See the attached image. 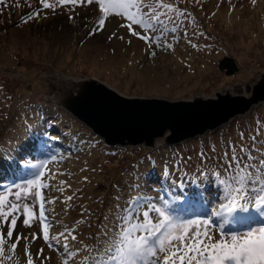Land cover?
<instances>
[{"label":"rangeland","instance_id":"obj_1","mask_svg":"<svg viewBox=\"0 0 264 264\" xmlns=\"http://www.w3.org/2000/svg\"><path fill=\"white\" fill-rule=\"evenodd\" d=\"M169 2L192 16L175 34L176 40L169 37L173 49H157L155 56L150 55L144 41L132 36L126 27H120L125 22L120 17L110 16L102 31L89 35L99 19L94 5H57L55 11L43 9L40 0H7L6 6L0 5V158L17 147V154L19 148H25L20 141L24 140L25 129L34 133L47 128L53 135L57 115L72 117L64 124L66 131L78 124L70 129L71 133H77L78 141L62 134L49 140L56 160L46 166L44 178V183L51 186L44 194L53 201L46 205L52 221L50 235L75 229L76 240L69 237L68 244L70 250L81 251L69 264H79L89 255L82 250L85 245L105 244V233L112 236L119 223L120 209L130 197L146 194L158 199L161 187L182 180L190 195L200 190L206 200H215L217 194L209 184L211 175L206 180L197 173L226 167L231 159L230 146L236 145L237 153L243 155L239 146L251 147L252 137H256L253 155L264 152V101L195 138L174 145L159 138L155 148L107 145L64 108L71 98L85 96V83L93 80L107 83L130 97L201 100L218 93L251 97L264 73V0ZM38 9L41 15L28 20ZM200 32L204 35H199ZM224 57L236 60L237 73L227 74L219 68ZM97 89L92 91L95 93ZM56 96L58 103L54 100ZM38 100L48 103L50 114L42 109L40 113L45 114L36 116L38 120L27 116L21 123V112L30 111V102ZM19 123L21 126L16 128ZM37 134H33L37 145L22 150L18 161L23 152H28L25 156L31 158L30 162L40 158L36 149L42 143L41 135L36 137ZM137 186L139 191L133 190ZM189 203L196 207L194 213L201 212L191 199ZM22 221L23 216L18 220L14 237L22 235L28 240L20 241L15 254L5 246V256H12L5 264H26V245L34 264H64V238L61 237L57 247H49L38 224L26 227ZM3 231L6 235L7 226ZM33 233L36 239H32ZM213 235L220 238L218 233Z\"/></svg>","mask_w":264,"mask_h":264},{"label":"snow or ice","instance_id":"obj_2","mask_svg":"<svg viewBox=\"0 0 264 264\" xmlns=\"http://www.w3.org/2000/svg\"><path fill=\"white\" fill-rule=\"evenodd\" d=\"M81 3L96 6L99 13L89 35L102 31L110 16L120 17L125 21L120 27H126L132 36L144 41L152 56L157 54V49L172 50L174 45L169 37L176 40L175 34L192 16L169 0H53L52 3L40 0L43 9L53 11L57 5ZM0 5L6 6L7 0H0ZM40 15L38 9L28 20ZM187 35L185 30L184 36ZM240 136L243 139V133ZM255 145L256 137H252L251 147L240 145L239 153L243 155L237 153L236 145H231V159L226 167L197 173L206 180L211 175L209 184L217 193L214 202L206 200L203 191H195L194 196L187 193L182 180L161 187L158 199L146 194L130 197L120 209L119 223L112 236L105 233L106 242L102 246L85 245L82 250L89 255L79 264H264V152L254 156ZM36 150L40 153L36 162L26 163L16 179L0 181V264L12 259L11 255L5 256L6 245L15 254L20 241L28 240L22 235L14 237L21 216L24 226L39 225L49 247H57L61 237L64 238V264H69L81 251L70 250L68 244L69 237L76 240L75 229L50 235L52 221L46 205L53 201L44 194L51 187L44 183V178L46 166L56 156L47 142L38 144ZM201 157L206 159L204 153ZM133 190L139 191V186ZM190 199L203 211L189 213L184 209L183 205ZM213 233H218L220 238L215 239ZM36 238L33 233L32 239ZM9 241L13 242L9 244ZM25 255L26 264H34L27 245Z\"/></svg>","mask_w":264,"mask_h":264},{"label":"water","instance_id":"obj_3","mask_svg":"<svg viewBox=\"0 0 264 264\" xmlns=\"http://www.w3.org/2000/svg\"><path fill=\"white\" fill-rule=\"evenodd\" d=\"M262 76L250 98L218 93L201 100L130 97L93 80L85 83V96L71 98L64 108L107 145L155 148L159 138L174 145L213 131L264 101Z\"/></svg>","mask_w":264,"mask_h":264},{"label":"trees","instance_id":"obj_4","mask_svg":"<svg viewBox=\"0 0 264 264\" xmlns=\"http://www.w3.org/2000/svg\"><path fill=\"white\" fill-rule=\"evenodd\" d=\"M219 68L223 71H225V73L227 74H235L239 71V65L236 62V60L234 58L231 57H224L223 59L220 60L219 62ZM31 103V109H29L30 111L26 112L28 114H26L25 112H21L20 116H21V123H24L26 117H34L35 120H38L36 118V116H41L40 114H50L49 109L47 108L46 104H48L47 102H44L42 100H38L35 102H30ZM44 109L45 113H40V111ZM67 114V113H66ZM45 116V115H44ZM68 117V118H67ZM16 119H18L16 117ZM68 119V121H67ZM72 119V117L69 116V114L67 115H57L56 116V120L54 121L55 123V131L54 134L50 136V129H43L40 130L39 132L37 130H35L34 133H38L36 135V137L38 135H41V139L40 142L43 144L44 142H47V144H50V139L53 138H57L58 135L62 134L64 137L68 136V138L70 140L74 139L75 141H78L79 136L77 135L76 132L71 133L70 129L74 126H78V124L72 126L68 131H66V126L64 125L65 123L70 122ZM21 123H19L16 128L21 126ZM63 124V127L60 125ZM62 128V129H59ZM61 130V131H60ZM34 133H28V130L25 129L22 132V137L24 138V140L20 139V141L22 142V145L25 146L24 149L19 148V151L21 152L22 150H25L27 148H34L37 145V141L35 139H33V134ZM63 139V138H62ZM70 140H68L67 144L70 142ZM63 142H65L64 140H61ZM25 143L27 145H25ZM58 143V142H57ZM57 145V147H59L60 145ZM72 147H74L73 144H71ZM18 148V147H17ZM14 149L11 152H9L8 154L4 155L2 158H0V181L2 182H10L13 179H16L17 175L20 174L21 170L23 169V166L26 163H34V162H30L29 160L31 159L29 156H25V154H27L28 152H23L24 155H22L20 157V160L18 161V157L20 155L16 153V151H18V149ZM58 150V149H56ZM54 154V153H52ZM16 155H18L16 157ZM215 191V190H214ZM216 193V191H215ZM217 194V193H216ZM215 195V194H214ZM216 197V195H215ZM210 202H214V198H211L210 200H208ZM184 209L186 208V210L189 211V213H194L193 209H195L196 207L191 206L190 203L183 205ZM188 207V208H187ZM189 207H192L191 209ZM199 207V206H198ZM201 209V211H203V209L201 207H199Z\"/></svg>","mask_w":264,"mask_h":264},{"label":"bare ground","instance_id":"obj_5","mask_svg":"<svg viewBox=\"0 0 264 264\" xmlns=\"http://www.w3.org/2000/svg\"><path fill=\"white\" fill-rule=\"evenodd\" d=\"M69 82L67 81V84H68ZM105 84H107V83H105ZM108 86H110L109 84H107ZM111 87V86H110ZM113 89H115V88H113ZM116 90V89H115ZM118 91V90H117ZM189 100L191 99V98H188ZM54 100H55V102L56 103H58V98H57V96L54 98Z\"/></svg>","mask_w":264,"mask_h":264}]
</instances>
